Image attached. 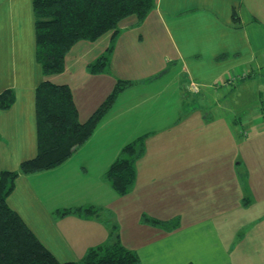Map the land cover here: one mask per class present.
<instances>
[{
  "label": "crops",
  "instance_id": "0c3cea01",
  "mask_svg": "<svg viewBox=\"0 0 264 264\" xmlns=\"http://www.w3.org/2000/svg\"><path fill=\"white\" fill-rule=\"evenodd\" d=\"M117 29L106 70L87 65L112 32L74 43L48 79L70 87L81 122L117 79L131 85L68 159L18 175L6 203L61 262L80 260L109 229L103 215L59 210L95 206L139 264H264V85L251 92L262 111L242 112L243 80L264 72V0H154L143 20L126 16ZM43 77L32 0H0V92L15 95L0 109V172L36 154ZM140 136L135 181L118 195L105 172Z\"/></svg>",
  "mask_w": 264,
  "mask_h": 264
},
{
  "label": "trees",
  "instance_id": "16d2710c",
  "mask_svg": "<svg viewBox=\"0 0 264 264\" xmlns=\"http://www.w3.org/2000/svg\"><path fill=\"white\" fill-rule=\"evenodd\" d=\"M153 6L154 0H32L35 58L44 76L34 93L36 154L22 160L17 170L0 172V264H139L137 254L121 243L118 226L110 221L109 213L95 206L64 208L58 214L103 215L109 229L107 240L88 248L78 261H58L8 206L6 197L18 175L41 172L68 159L92 135L117 95L131 85L129 80L117 79L112 91L81 122L70 87L54 83L48 76L63 71L65 55L74 43L112 32L105 52L87 65L91 73L106 70L119 21L135 15L140 22ZM14 100V91L4 89L0 109L9 108ZM143 152L144 136H140L126 143L106 170L105 178L118 195H125L133 185L136 162ZM143 219L158 223L146 216Z\"/></svg>",
  "mask_w": 264,
  "mask_h": 264
},
{
  "label": "rangeland",
  "instance_id": "374dc122",
  "mask_svg": "<svg viewBox=\"0 0 264 264\" xmlns=\"http://www.w3.org/2000/svg\"><path fill=\"white\" fill-rule=\"evenodd\" d=\"M239 84H241V82H239ZM256 85H259L261 88L264 85V72L263 71H260L259 73L256 72L254 77L249 76L245 80H243L242 89L247 91V92L242 93V97L245 98V101L247 104L246 108L242 111L243 113H245L246 115L245 117L251 118L253 113L257 114L260 111H262L260 110L263 108V106L261 107L260 105V100L262 101V99L256 97L257 96L256 93H251L253 92ZM261 94H262L261 96H264L263 92ZM249 98H251V100H249ZM243 120H241L243 127H249V128L252 127L251 125L244 124L242 122Z\"/></svg>",
  "mask_w": 264,
  "mask_h": 264
}]
</instances>
